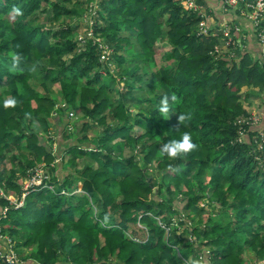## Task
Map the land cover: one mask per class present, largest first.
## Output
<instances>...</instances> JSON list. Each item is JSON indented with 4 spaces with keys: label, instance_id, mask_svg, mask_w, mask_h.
<instances>
[{
    "label": "trees",
    "instance_id": "obj_1",
    "mask_svg": "<svg viewBox=\"0 0 264 264\" xmlns=\"http://www.w3.org/2000/svg\"><path fill=\"white\" fill-rule=\"evenodd\" d=\"M220 1L0 0V264H264L261 28Z\"/></svg>",
    "mask_w": 264,
    "mask_h": 264
},
{
    "label": "crops",
    "instance_id": "obj_2",
    "mask_svg": "<svg viewBox=\"0 0 264 264\" xmlns=\"http://www.w3.org/2000/svg\"><path fill=\"white\" fill-rule=\"evenodd\" d=\"M207 4L211 11V14L206 16L205 21H206L207 26L211 29L224 28L229 21V16H228V11L223 9L221 1L220 0H207ZM243 21L247 22V24L250 27V30L247 31L248 34H246V39L248 37L250 39L249 41L250 47L252 49H254V47L257 48L260 59L264 61V43L263 44L259 43L257 39L255 38L254 33H252V31L254 30L253 24H251L250 21H247V19L246 20L244 19ZM261 96H263V98H259V99L262 101V104L259 105L258 107L252 108V109H250V107L246 105H244V107L248 110L250 117L257 115L256 113H254V111H258V117L260 118V120L258 123L254 124V126H257L262 131H264V95L261 94ZM3 244L6 245V243H3ZM21 264H30V263L24 262Z\"/></svg>",
    "mask_w": 264,
    "mask_h": 264
},
{
    "label": "clouds",
    "instance_id": "obj_3",
    "mask_svg": "<svg viewBox=\"0 0 264 264\" xmlns=\"http://www.w3.org/2000/svg\"><path fill=\"white\" fill-rule=\"evenodd\" d=\"M17 14H19V10L17 9ZM14 65L19 62V58H14ZM172 100H176V97H171ZM17 104V100L15 98L12 99H5L3 101V107L7 108H14ZM160 113L167 116L169 112L168 106V98L165 97L161 101V106L159 109ZM169 118V117H168ZM179 121H185L188 119L186 115H179ZM197 145L193 142V138L191 133L184 132L180 139H172L167 143H164L160 149L161 156H167L168 158H177L183 154H187L193 149H195Z\"/></svg>",
    "mask_w": 264,
    "mask_h": 264
},
{
    "label": "built area",
    "instance_id": "obj_4",
    "mask_svg": "<svg viewBox=\"0 0 264 264\" xmlns=\"http://www.w3.org/2000/svg\"><path fill=\"white\" fill-rule=\"evenodd\" d=\"M244 0H223L224 4H227L228 6H236L238 3L242 2ZM188 5L190 7H193V3L189 2ZM247 6L250 8L249 12H248V18L253 21L254 25L256 26H260L261 30L258 33L260 42L264 43V0H250V2L247 4ZM201 26H204L205 28L203 29V32H206V23L203 21L201 22ZM72 115V114H70ZM253 125L258 123L260 118L253 116L250 117L248 119ZM259 135H264V132L259 131L258 132ZM39 181H36L34 178L31 179L30 183L33 184H39L37 183ZM26 187L29 186L28 183L25 184ZM1 195H3V193L1 192ZM11 200H13V198H11ZM1 238V236H0ZM5 248L10 250V254L8 253L7 250H5ZM1 258H5V262L6 264H16L17 263V257L15 256V254L13 253V251L11 250V248L9 247L8 244L3 246V253H1Z\"/></svg>",
    "mask_w": 264,
    "mask_h": 264
},
{
    "label": "rangeland",
    "instance_id": "obj_5",
    "mask_svg": "<svg viewBox=\"0 0 264 264\" xmlns=\"http://www.w3.org/2000/svg\"><path fill=\"white\" fill-rule=\"evenodd\" d=\"M161 46H162V44H160ZM156 61L157 62H159L160 61V58L159 57H157L156 58ZM110 68H111V71H114L115 69H116V66L114 65V64H111L110 65ZM29 83H30V85L32 86V88H34L38 93H40V94H49L50 95V97H53V96H55V97H58V96H60L59 95V92L57 91V89L55 88V87H49L48 88V90H47V92L44 90V89H42L41 87H40V85L36 82V81H34L33 79H30L29 80ZM1 90L2 89H0V92H1ZM245 93H246V90L245 89H243L242 90V92H241V98H242V103H243V105H246V106H249L250 107V109H252V108H256V107H258L259 105H261L262 104V101L259 99V97H256V96H252L251 98H249V99H247L246 101H245ZM5 99H9V97H6ZM55 100H56V102H57V98H54ZM57 108V107H56ZM254 113H256L257 115H254V116H256V117H258V111H254ZM63 116V119H64V115H62ZM72 120L71 121H73L74 120V118H71ZM52 122V121H51ZM53 123V122H52ZM73 123V122H72ZM71 123V127H69L68 129H72V126H73V124ZM60 149H62V147L60 148ZM60 156H62V153H58V157H60ZM68 167H69V164H68ZM64 169H66L65 167H64ZM38 173H40V174H43V173H45V171L44 170H39V172ZM37 183H40V182H37ZM37 185V184H36ZM76 216H78V214L76 215ZM5 250H7L8 251V253L10 254V250L9 249H7V248H5ZM17 258H18V256H17V254L15 255Z\"/></svg>",
    "mask_w": 264,
    "mask_h": 264
},
{
    "label": "water",
    "instance_id": "obj_6",
    "mask_svg": "<svg viewBox=\"0 0 264 264\" xmlns=\"http://www.w3.org/2000/svg\"><path fill=\"white\" fill-rule=\"evenodd\" d=\"M3 260H4V262L6 261L5 258H3ZM4 264H6V262Z\"/></svg>",
    "mask_w": 264,
    "mask_h": 264
}]
</instances>
